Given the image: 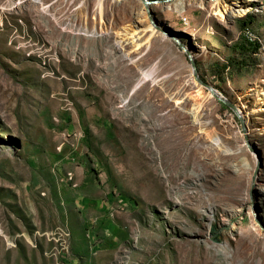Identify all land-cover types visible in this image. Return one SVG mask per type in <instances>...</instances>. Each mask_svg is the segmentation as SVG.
I'll return each mask as SVG.
<instances>
[{"label":"rangeland","instance_id":"1","mask_svg":"<svg viewBox=\"0 0 264 264\" xmlns=\"http://www.w3.org/2000/svg\"><path fill=\"white\" fill-rule=\"evenodd\" d=\"M146 1L0 0V264H264V0Z\"/></svg>","mask_w":264,"mask_h":264},{"label":"crops","instance_id":"2","mask_svg":"<svg viewBox=\"0 0 264 264\" xmlns=\"http://www.w3.org/2000/svg\"><path fill=\"white\" fill-rule=\"evenodd\" d=\"M86 164L72 167L68 169V173L77 175V179L72 183L74 186L80 184L74 201L78 210L83 214L85 225L88 227H96V214L101 213L103 209H107L108 201L102 199L97 189L100 188L99 183L90 172L86 173Z\"/></svg>","mask_w":264,"mask_h":264},{"label":"trees","instance_id":"3","mask_svg":"<svg viewBox=\"0 0 264 264\" xmlns=\"http://www.w3.org/2000/svg\"><path fill=\"white\" fill-rule=\"evenodd\" d=\"M260 44L258 41L256 40H246L245 42H240L238 43L236 46H234V48L236 49V51H240L242 54H247L248 52H250V50L253 51H257V49L259 48ZM212 232H214V234L216 232V230H213ZM215 236V235H213Z\"/></svg>","mask_w":264,"mask_h":264},{"label":"water","instance_id":"4","mask_svg":"<svg viewBox=\"0 0 264 264\" xmlns=\"http://www.w3.org/2000/svg\"><path fill=\"white\" fill-rule=\"evenodd\" d=\"M144 1L147 3L146 0H144ZM173 38H175V37H173ZM175 39H176V38H175ZM186 52H187V54L189 55V57H190V59H191V61H192V67H193L194 73H195V75L198 77V74H197V68H196V63L194 62L193 56H192V54H191V52H190L189 50L186 49ZM203 83H204L207 87L210 88V90L213 92L214 95H216L218 98H220V99L223 100V98L221 97V95H219V94L217 93V91H216L212 86H210V85H209L208 83H206V82H203ZM234 110H237V108L234 107Z\"/></svg>","mask_w":264,"mask_h":264},{"label":"bare ground","instance_id":"5","mask_svg":"<svg viewBox=\"0 0 264 264\" xmlns=\"http://www.w3.org/2000/svg\"><path fill=\"white\" fill-rule=\"evenodd\" d=\"M238 11L240 9H237ZM236 11V10H235ZM228 10L226 8V6H223V7H219V9L217 10V13L220 15V16H223L225 13H227ZM140 82V81H139Z\"/></svg>","mask_w":264,"mask_h":264},{"label":"built area","instance_id":"6","mask_svg":"<svg viewBox=\"0 0 264 264\" xmlns=\"http://www.w3.org/2000/svg\"><path fill=\"white\" fill-rule=\"evenodd\" d=\"M69 176H70L69 178L71 179L72 178V175L70 174Z\"/></svg>","mask_w":264,"mask_h":264}]
</instances>
